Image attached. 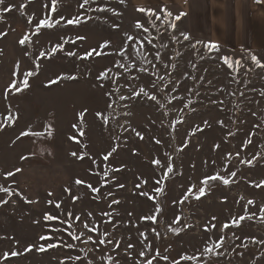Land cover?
I'll return each mask as SVG.
<instances>
[{"label":"rangeland","instance_id":"374dc122","mask_svg":"<svg viewBox=\"0 0 264 264\" xmlns=\"http://www.w3.org/2000/svg\"><path fill=\"white\" fill-rule=\"evenodd\" d=\"M81 4L0 5V264H264L261 50H210L181 0Z\"/></svg>","mask_w":264,"mask_h":264},{"label":"crops","instance_id":"0c3cea01","mask_svg":"<svg viewBox=\"0 0 264 264\" xmlns=\"http://www.w3.org/2000/svg\"><path fill=\"white\" fill-rule=\"evenodd\" d=\"M181 1L191 38L264 57V0Z\"/></svg>","mask_w":264,"mask_h":264},{"label":"snow or ice","instance_id":"6c2138e0","mask_svg":"<svg viewBox=\"0 0 264 264\" xmlns=\"http://www.w3.org/2000/svg\"><path fill=\"white\" fill-rule=\"evenodd\" d=\"M4 2H5V0H0V5H3ZM88 3H89V0H83V4H81L80 7L83 8L84 5H86V4H88ZM121 3H123V0H121ZM56 4H57V0H52V10H53V11L56 10ZM8 10H9L8 8H5V11H8ZM99 10H100V11H103L104 9H99ZM139 10H140L141 12L144 11L143 8H141V9H139ZM168 15H171V14L168 13ZM61 19H63V18H61ZM176 19H180V16H177ZM29 22L31 23V21H29ZM59 23H60V20H56L55 23H53L51 19L41 20V21L39 22L38 27H37V31H40L41 29H50V28H53L55 25H58ZM78 23H80L79 18H76V19H69V20H67V24H69V25H72V24H78ZM136 26H137V27H141V25H140L139 22H137V25H136ZM0 35H4V34H3V33H0ZM27 39H28V38L25 37L24 39H21V40L19 41V43H20L21 45H24ZM80 39H83V38L81 37ZM184 39H185V40H188L189 37H188L187 35H185V36H184ZM207 47H209L210 50H211V49H215V48H217V46L214 45V44L208 45ZM53 51H56V49L54 48ZM41 55L43 56L44 54L41 53ZM70 55H75V53H70ZM89 55H91V53H86V54H85V56H89ZM253 60H255V57H253ZM225 62L227 63V58H225ZM256 63L259 64V61H256ZM229 67H231L230 64H229ZM17 68H19V65H17ZM33 74H34V73L31 72V71L24 73V79H23V81L21 82L24 88L29 87L28 77L31 76V75H33ZM14 75H15V73H14ZM12 87H14L16 91H20V90H21V88L18 87V86L16 85V82H15V81L13 82ZM153 99H155V97H153ZM83 115H84L83 113L80 114V116H81V120H82V118H83ZM98 115H99V114H98ZM74 127H75V126H74ZM25 134H26V133H22V135H25ZM113 151H115V149H113ZM110 154H111V153H109V155H110ZM73 155L75 156L76 153H73ZM105 159H107V156L105 157ZM247 163L251 164V161H248ZM19 171H21V169H16V172H19ZM168 172H169V173L172 172V168H171V167H168ZM12 175H14V173H12V172H9V173L6 174V176H12ZM231 175H232V176H236V173H235V172H232ZM209 180H211V181H221L224 185H228V184L230 183V181H229L228 179H225V178L222 177V176H212V177H208V178H206L205 180L202 181V184L205 185V187H201V188L199 189V195L196 197V199H199L201 196L206 195L205 188H206V186L208 185ZM76 183L79 184V183H81V181L77 180ZM261 183H264V181H262ZM257 186H259V185H257ZM9 191H10L9 189H7V188H5V187H3V186H0V192H9ZM49 195H51V193H50ZM4 202H6V201H4ZM181 202H183V201H181ZM0 203H3V202H0ZM252 203H253V201H251V200L248 201V204H252ZM57 207H59V205H57ZM261 212L264 213V208L261 209ZM150 218L153 219V220H155V217H150ZM261 218L264 219V215H262ZM44 219L50 221V220L55 219V217H53V216L50 215V214H46L45 217H44ZM213 219H215V217H213ZM245 219H246L245 216H240L239 220H233V222H232V223H233V226H240L241 221H245ZM248 219H251V217L249 216ZM85 227L87 228L88 226L85 225ZM213 227H215V226L213 225ZM223 227H224L225 229H227V228H229V225H228L227 223H225V224L223 225ZM205 230H206V231L208 230L207 227H206ZM56 231H61V229H56ZM39 239L42 240V241H45V240H51V237H50V236H41V237H39ZM73 239H79V237H78V236H73ZM89 239H91V237H89ZM254 242H255V241H254ZM99 243L103 244L104 241H103V240H100ZM223 243H224V238L221 237L220 243L217 244L216 247H217V248H220V247L223 245ZM67 246H68L69 248L74 247V245H72V244H69V245H67ZM31 247H32V246L30 245V246H29V249H31ZM47 247H56V245L49 243V244L47 245ZM129 247H131V245H129ZM44 249H45V246H44V245H41L40 248H39L40 251H43ZM206 251L211 252L212 249H211V248H208V249H206ZM12 255H13V256L18 255V253L13 252ZM141 255H144V253L141 252ZM157 255H159V253H157ZM5 258H7V254H5ZM163 259H164V260H167L168 257L165 256V257H163ZM182 259H184V260H189V259H192V257L184 256V257H182ZM147 264H152V260H148V261H147ZM176 264H179V261H177Z\"/></svg>","mask_w":264,"mask_h":264}]
</instances>
